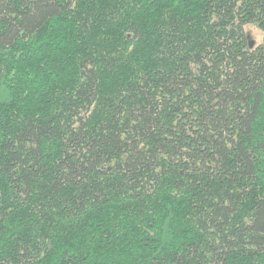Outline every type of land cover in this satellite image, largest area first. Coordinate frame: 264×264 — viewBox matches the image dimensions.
Returning a JSON list of instances; mask_svg holds the SVG:
<instances>
[{
    "label": "trees",
    "instance_id": "trees-1",
    "mask_svg": "<svg viewBox=\"0 0 264 264\" xmlns=\"http://www.w3.org/2000/svg\"><path fill=\"white\" fill-rule=\"evenodd\" d=\"M264 0H0V264H264Z\"/></svg>",
    "mask_w": 264,
    "mask_h": 264
},
{
    "label": "rangeland",
    "instance_id": "rangeland-1",
    "mask_svg": "<svg viewBox=\"0 0 264 264\" xmlns=\"http://www.w3.org/2000/svg\"><path fill=\"white\" fill-rule=\"evenodd\" d=\"M244 29L250 45L259 43L264 36V32L257 28L254 24H246Z\"/></svg>",
    "mask_w": 264,
    "mask_h": 264
}]
</instances>
